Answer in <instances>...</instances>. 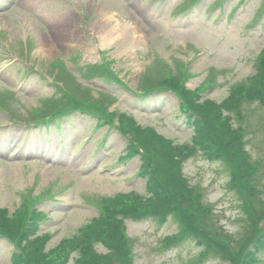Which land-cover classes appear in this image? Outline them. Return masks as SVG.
Listing matches in <instances>:
<instances>
[{"label":"rangeland","instance_id":"obj_1","mask_svg":"<svg viewBox=\"0 0 264 264\" xmlns=\"http://www.w3.org/2000/svg\"><path fill=\"white\" fill-rule=\"evenodd\" d=\"M68 1L76 7L85 6L79 9L92 13L88 24L77 10L69 11L63 0H18L15 6L10 2L8 9L0 14V60L8 51V40L13 48L20 46V39L33 41L25 56L30 65L25 84L19 80L25 63L15 62L14 58L0 63V90L17 92L18 100L9 101L16 119L29 121L43 109L52 107L46 98L58 92L49 83L47 70L51 61L59 59L74 80L79 78L88 89V99L96 94L93 90L111 92L118 97L111 109L128 112L141 125L153 126L177 144H183L191 141L193 127L180 113V100L175 95L155 94L141 99L115 81L105 78L87 81L80 76V65L98 64L103 54L114 61L113 69L128 88L140 90L143 74L156 85L163 84L168 78L177 77L169 72H176L180 65L177 59L190 61L194 76L187 75V88L200 86L209 71L215 69L216 87L203 94L205 100L211 98V104L219 105L229 98L234 85L247 77L248 84L253 81L257 56L264 51V0H200L183 14L180 12L184 9L178 8L192 0ZM173 23L187 29H173ZM182 43L188 45L187 49ZM70 90L78 91L74 86ZM201 95L202 92L197 94ZM245 105L247 148L250 158L258 160L260 167L253 179L264 191V107L256 98ZM232 123L236 127L242 124L235 116ZM95 124L90 116L78 113L69 117L60 130L36 128L26 135L23 128L15 126L21 124L13 123L7 111H0L1 208L10 210L9 221L20 208L25 191L32 188L33 195H39L52 190L54 198L38 205L48 214L40 233L53 235L48 248L63 238L72 240L87 223L89 228L99 216V210L88 200L106 198L118 211L139 207L141 212L149 214L147 207H141L149 204L148 196L158 199L159 192L166 193L161 185L152 191L146 188V179L137 174L141 165L138 157L120 162L127 141L116 128H96ZM216 124L221 128L218 121ZM15 130H19L16 135ZM101 143H104L102 148ZM154 148L162 157L163 149L156 143ZM201 153L183 161V172L188 177L182 179L186 199L192 202L193 197L199 198L200 202L210 204L213 212L201 218L211 225L220 223L235 236H241L249 229L242 212L247 213L248 207H240L248 196L245 194L242 199L235 186H228V164L222 158L210 162ZM166 181L181 190L176 176L168 174ZM123 194L128 198L121 199ZM190 202L182 201L181 205L188 208ZM259 202L264 210V197ZM173 204L174 210L180 206L177 201ZM103 205L106 206L105 201ZM126 224L134 243L131 253L135 264H199L197 255L201 248L194 240L163 248V238L178 230L173 218L162 226L153 218L127 220ZM11 245L9 241H0V264H11ZM88 247L89 252L96 250L98 257L111 251L99 244ZM260 256L264 264V252ZM217 257L202 264H230L222 256ZM69 264L76 263L72 259Z\"/></svg>","mask_w":264,"mask_h":264},{"label":"trees","instance_id":"obj_2","mask_svg":"<svg viewBox=\"0 0 264 264\" xmlns=\"http://www.w3.org/2000/svg\"><path fill=\"white\" fill-rule=\"evenodd\" d=\"M262 74L260 75L259 79H257V81L255 82V84L251 87V91L254 90L255 94H264L261 90L264 87V66L261 68ZM170 86L173 87H178V83L176 82H171L169 83ZM257 89V90H256ZM238 98H235L231 105H238L241 103V98L245 97L244 92L241 91V89L238 91ZM205 107L203 108L204 113L203 115L206 117H209L215 121H218L221 123V134L224 136V138L226 139L225 145L227 148H229V146H231L232 150L235 153L236 159L238 161V172L239 174H244V171H248V161L246 159V155L243 151V149H241V139H240V135L238 133L231 135V130H230V124L228 122V120H223L221 118V113H220V105L213 103L211 104L210 101H206L205 102ZM191 107H192V102H191ZM229 126V127H228ZM152 135V133H149L146 136L145 139V148L147 150V152L149 154H151L153 157L157 158V161L163 165L166 161H171V165L172 167H170V163L167 165L166 163V167H169L170 171L174 174V176L177 177L178 182L181 186V190L176 189L175 187H173L171 184H168L167 182H165L163 184V187H165V189H169L171 191V194L173 197L168 196L167 198H164L163 200H161V202L159 204H153L149 207H147V210H150L151 212H156L157 210H159V208H165L166 206H171L173 203V200L175 199V201H177L178 203H180V205L182 204V201L184 202H190L188 201L185 197H184V186L182 184V177L179 171V167L180 164L185 160V153H182L180 155H176L174 150L170 148V146H166L164 145V143H162V141L158 140L156 137L154 136H150ZM154 143H156L157 145H159L162 149H163V158L161 157V153L158 149L154 148ZM233 181L236 182V178H233ZM191 203V202H190ZM192 204L194 206H196V210H199L198 208V204L196 203V201H192ZM182 206V205H181ZM193 213V211H191ZM3 212H0V222L3 223ZM144 214V213H142ZM190 219H192L193 217L191 216V214L189 212L186 211V213ZM198 214L200 215V217H204V215H201L199 212ZM197 214V215H198ZM255 225L252 226V229L247 233L246 237H256L259 234V231L261 229L260 225H258V222H254ZM207 236H210V234H206ZM248 240H245L244 243L247 244ZM35 254L38 255V249H36Z\"/></svg>","mask_w":264,"mask_h":264}]
</instances>
